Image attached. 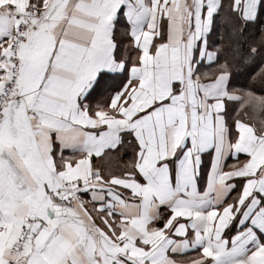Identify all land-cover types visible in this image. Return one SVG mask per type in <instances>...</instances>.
<instances>
[{
  "label": "snow or ice",
  "instance_id": "6c2138e0",
  "mask_svg": "<svg viewBox=\"0 0 264 264\" xmlns=\"http://www.w3.org/2000/svg\"><path fill=\"white\" fill-rule=\"evenodd\" d=\"M0 264H264V0H0Z\"/></svg>",
  "mask_w": 264,
  "mask_h": 264
}]
</instances>
